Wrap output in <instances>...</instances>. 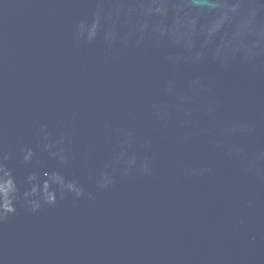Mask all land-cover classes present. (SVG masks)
<instances>
[{"label": "water", "instance_id": "95a60500", "mask_svg": "<svg viewBox=\"0 0 264 264\" xmlns=\"http://www.w3.org/2000/svg\"><path fill=\"white\" fill-rule=\"evenodd\" d=\"M0 264H264V0H0Z\"/></svg>", "mask_w": 264, "mask_h": 264}, {"label": "clouds", "instance_id": "9594fccd", "mask_svg": "<svg viewBox=\"0 0 264 264\" xmlns=\"http://www.w3.org/2000/svg\"><path fill=\"white\" fill-rule=\"evenodd\" d=\"M77 194H79V192L77 193ZM50 203H55V201L54 200H52V201H49ZM35 208H38V205L37 206H34V209ZM12 210L11 209H9V212H11Z\"/></svg>", "mask_w": 264, "mask_h": 264}]
</instances>
